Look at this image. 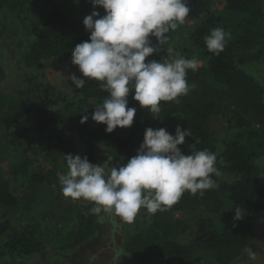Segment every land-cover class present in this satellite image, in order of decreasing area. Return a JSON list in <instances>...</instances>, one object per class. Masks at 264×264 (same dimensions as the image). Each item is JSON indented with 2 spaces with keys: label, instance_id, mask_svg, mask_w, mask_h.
Returning <instances> with one entry per match:
<instances>
[{
  "label": "trees",
  "instance_id": "16d2710c",
  "mask_svg": "<svg viewBox=\"0 0 264 264\" xmlns=\"http://www.w3.org/2000/svg\"><path fill=\"white\" fill-rule=\"evenodd\" d=\"M224 2L225 11L241 15L244 22L229 28L208 12L205 19L187 34H180L177 29L170 31L169 40L160 47L159 54L154 53L147 59L170 62L175 59V51L188 46L191 59L199 61L197 70L187 74V81L193 86L188 95L179 97L178 103L171 102L163 107L155 119L151 116L149 121L173 136L177 127L190 130L191 137H186L185 144L180 146L185 155L204 149L216 153V166L221 175L213 179L218 187L206 191L204 196L185 192L171 209L184 214L199 211L217 214L225 209L226 225L214 228L198 219L188 239L181 243L174 238V223L168 218L170 209L152 214L142 208L140 224H135L128 234L127 252L136 264H202L205 258L215 264H232L248 246L256 219L264 217V170L251 162L257 155V148L242 145L241 137H233L224 140L222 148L218 149L209 127L210 119L225 108L231 110L236 125L246 132L253 124L264 127L262 87L243 70L254 59L264 63V29L260 28L264 0ZM84 18L52 10L23 55L7 53L0 56V105L5 89L11 90L14 101L23 100L25 93L17 82L19 74H22L23 82H32L34 73L40 70L59 68L69 74L78 69L72 64L71 53L77 44L89 40ZM217 27L230 33L225 49L219 55L208 51L205 44V37ZM150 40L153 46L157 44L154 37ZM107 96L96 81H87L83 88H76L71 100L53 87L37 101L22 104L19 110L5 115L2 133L11 142H16L15 128L29 122L41 149L46 147L48 134L58 130L76 138L83 149L81 158L87 157L90 163H97L98 151L102 149L125 165L141 145L135 138L142 126L141 107L133 99L134 92H130L128 107L136 108L133 125L108 133L106 125L91 119L95 107L102 105ZM83 115H88L89 119L81 124ZM36 155L34 150H25L24 159L11 169V177L0 180V211L17 206L15 192L21 183L40 181L33 164ZM93 206L90 205L81 217L80 226L86 234L92 233L97 226L96 215L90 211ZM236 208L244 210L240 220L235 219L233 211ZM43 248L32 225H14L5 214H0V259L6 261L5 264H33Z\"/></svg>",
  "mask_w": 264,
  "mask_h": 264
},
{
  "label": "clouds",
  "instance_id": "9594fccd",
  "mask_svg": "<svg viewBox=\"0 0 264 264\" xmlns=\"http://www.w3.org/2000/svg\"><path fill=\"white\" fill-rule=\"evenodd\" d=\"M92 5L103 8L105 15L93 11L84 18L89 40L77 44L71 53L72 64L83 79L70 75L69 80L77 89L87 81H96L108 93L102 105L95 107L94 122L106 125L108 133L131 128L136 108L128 107L130 92L154 119L162 110L161 102L178 103L179 97L188 95L193 86L187 74L197 70L196 58L178 56L170 62L147 59L159 54L170 31L185 23L190 11L187 0H92ZM150 37L157 41L155 46ZM229 38L230 33L217 27L205 37V44L208 51L219 55ZM88 119L83 115L81 124ZM191 135L190 130L180 127L174 136L164 128H147L136 155L123 166L113 165V156L103 165H94L87 157L64 155L68 171L59 177L62 194L72 201L91 202L94 206L90 211L101 221L102 214H110L128 224L142 208L152 214L171 209L185 192L204 196L218 187L213 177L221 173L216 153L207 149L182 153L180 146ZM233 212L236 220L243 218V209ZM245 251L249 261H257L255 251Z\"/></svg>",
  "mask_w": 264,
  "mask_h": 264
},
{
  "label": "rangeland",
  "instance_id": "374dc122",
  "mask_svg": "<svg viewBox=\"0 0 264 264\" xmlns=\"http://www.w3.org/2000/svg\"><path fill=\"white\" fill-rule=\"evenodd\" d=\"M224 5V0H187L189 15L177 30L180 34L191 32L205 19L208 12L229 28L244 22L241 15L227 13ZM52 10L80 17H86L93 11L99 12L100 16L105 15L103 8H93L92 0H0V56L7 53L23 55ZM260 28L264 29V17ZM174 56L175 59L178 56L191 59L192 52L185 46L175 51ZM243 70L262 87L261 101L264 104V63L257 58L245 65ZM70 75L83 79L78 69L69 74L59 68L40 70L34 73L32 82H23L24 78L19 74L17 82L25 93L21 102L11 98L10 89L3 90V102L0 105V180L11 177V169L24 159L25 150H34L37 155L33 157V164L40 181L21 183L15 192L17 206L12 210L0 211V214H5L14 225L27 223L35 228L44 248L33 260V264H136L127 252L128 234L135 224H140V211L132 224L110 214H102L104 218L101 221L95 214L97 226L92 233L86 234L80 226L81 217L86 214L85 211L92 203L82 199L72 201L62 194L59 177L68 171L64 155L81 156L83 151L73 135H64L54 130L47 136L45 149H41L36 143L29 122L15 128L18 136L16 142H11L2 133V118L5 115L19 110L22 104L37 101L44 92L53 87L71 100L76 87L69 80ZM161 103L163 108L171 102ZM151 116L147 109H140L142 126L136 132L135 138L141 144L147 128L159 129L149 121ZM209 127L218 149L222 148L224 140L233 137H241L242 145L256 147L258 152L251 162L258 169L264 170V127L253 124L250 131L246 132L236 125L228 108L213 116ZM109 156H113V165L123 166L114 155L102 149L98 151L96 164L103 165ZM168 218L174 223L175 240L181 243L188 239V234L194 229L198 219L204 220L214 228L226 225L225 209L217 214H206L203 211L184 214L170 209ZM248 248L257 253L256 262L249 261L245 251ZM246 249L232 264H264V217L256 219ZM5 262L0 259V264ZM202 264L215 263L205 258Z\"/></svg>",
  "mask_w": 264,
  "mask_h": 264
}]
</instances>
